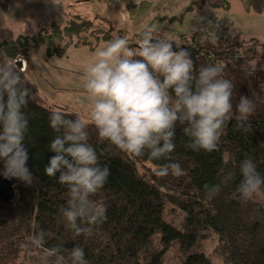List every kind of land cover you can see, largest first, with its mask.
Instances as JSON below:
<instances>
[{"label":"trees","instance_id":"trees-1","mask_svg":"<svg viewBox=\"0 0 264 264\" xmlns=\"http://www.w3.org/2000/svg\"><path fill=\"white\" fill-rule=\"evenodd\" d=\"M225 4L223 0L224 7ZM92 27L91 20L77 18L64 26L51 23L43 34L30 40L0 38V65H12L33 95L25 72L10 61L22 56L28 47L41 44L46 45L48 55H62L74 43L73 36L77 44H90V37L98 38L103 32ZM102 35L110 36L108 32ZM54 110L76 113L40 103L34 96L24 110L30 121L25 141L29 151L27 166L35 182L26 186L12 178L13 198L0 199V264H44L41 258L56 246H61L58 255L63 259H52L49 264H70L69 253L74 247L84 249L88 264H161L171 245L175 249L173 264H219L201 243L210 235L214 236L212 251L221 257L222 264H264V203L254 198L243 202L233 196L241 180L239 164L243 159L251 157L264 176V117L251 119L249 132L239 130L237 122L231 121L218 150L212 153L186 147L188 138L178 125L171 158L180 163L182 174L170 173L166 177H158L155 170L168 161L127 154L101 141L95 127L89 124V144L111 173L93 198L108 205L107 220L89 233L76 236L61 212L67 204V187L44 172L55 154L49 149L55 136L49 126ZM2 169L0 161L1 174ZM229 173H233L232 180L228 179ZM205 184H220L222 191L210 199ZM163 199L184 212L180 228L162 218ZM39 231H43L45 245L31 249L29 241Z\"/></svg>","mask_w":264,"mask_h":264},{"label":"clouds","instance_id":"clouds-1","mask_svg":"<svg viewBox=\"0 0 264 264\" xmlns=\"http://www.w3.org/2000/svg\"><path fill=\"white\" fill-rule=\"evenodd\" d=\"M154 31L145 27L136 49L129 46L127 38H115L86 65L85 89L92 100L89 120L59 110L49 116V126L55 133L49 149L55 154L44 172L67 187V204L61 212L76 236L89 233L107 220L108 205L93 198L111 173L89 144V124L95 127L101 141L127 154L168 161L155 170L158 177L182 174L180 163L171 158L178 125L188 138L185 146L206 153L218 150L225 128L233 120L239 130L252 131L251 118L258 114L257 104L241 95L234 107L236 85L225 78L223 67L194 68L187 48L168 37L157 39ZM30 100L33 95L21 74L10 64L0 65L2 175L26 186L35 182L27 166L29 151L25 144L30 121L24 110ZM239 170L241 180L234 198L248 202L264 192V176L251 157L240 162ZM228 179H233V173L228 174ZM204 189L210 199L222 191L220 184H205ZM44 245L43 231L29 241L31 249ZM60 251L61 246L50 248L41 259L44 264L62 260ZM69 259L70 264H88L81 247H74Z\"/></svg>","mask_w":264,"mask_h":264},{"label":"rangeland","instance_id":"rangeland-1","mask_svg":"<svg viewBox=\"0 0 264 264\" xmlns=\"http://www.w3.org/2000/svg\"><path fill=\"white\" fill-rule=\"evenodd\" d=\"M224 1L227 7L223 0H0V38L30 40L51 23L64 26L77 18L91 20L92 29L102 34L108 32L106 38L90 37V44H77L73 36L74 43L62 55H48L41 44L19 56L26 60L25 76L38 102L68 108L85 120L92 107L85 89L86 65L118 37L138 48V34L145 27L155 29L157 39L168 37L187 48L195 68L222 66L225 78L236 85L234 107L244 95L257 104L258 114L251 119L264 117V0ZM254 199L264 203L262 193ZM183 214L163 199L161 216L166 222L180 228ZM201 243L212 260L222 264L212 251L214 236ZM174 252L171 245L161 264H173Z\"/></svg>","mask_w":264,"mask_h":264},{"label":"water","instance_id":"water-1","mask_svg":"<svg viewBox=\"0 0 264 264\" xmlns=\"http://www.w3.org/2000/svg\"><path fill=\"white\" fill-rule=\"evenodd\" d=\"M16 65L20 68L21 67V60H17ZM14 196V189L13 184L11 183V179L5 178L0 173V199L9 201Z\"/></svg>","mask_w":264,"mask_h":264},{"label":"built area","instance_id":"built-area-1","mask_svg":"<svg viewBox=\"0 0 264 264\" xmlns=\"http://www.w3.org/2000/svg\"><path fill=\"white\" fill-rule=\"evenodd\" d=\"M17 60H21L22 64H21L20 69H21L22 71H24V70L26 69V64H25V60H24V58H21V57L16 58V59L13 60V62L15 63Z\"/></svg>","mask_w":264,"mask_h":264},{"label":"crops","instance_id":"crops-1","mask_svg":"<svg viewBox=\"0 0 264 264\" xmlns=\"http://www.w3.org/2000/svg\"><path fill=\"white\" fill-rule=\"evenodd\" d=\"M25 60V59H24ZM25 64H26V60H25ZM26 66H27V64H26Z\"/></svg>","mask_w":264,"mask_h":264}]
</instances>
